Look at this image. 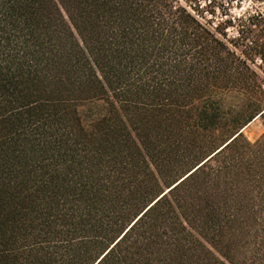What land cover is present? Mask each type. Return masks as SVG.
I'll list each match as a JSON object with an SVG mask.
<instances>
[{
	"label": "trees",
	"instance_id": "16d2710c",
	"mask_svg": "<svg viewBox=\"0 0 264 264\" xmlns=\"http://www.w3.org/2000/svg\"><path fill=\"white\" fill-rule=\"evenodd\" d=\"M221 36L177 0H0V264H264V39Z\"/></svg>",
	"mask_w": 264,
	"mask_h": 264
},
{
	"label": "rangeland",
	"instance_id": "374dc122",
	"mask_svg": "<svg viewBox=\"0 0 264 264\" xmlns=\"http://www.w3.org/2000/svg\"><path fill=\"white\" fill-rule=\"evenodd\" d=\"M202 24L213 30L219 37L225 34L242 49L249 40L264 39V0H177ZM261 69L264 64L255 63ZM260 72V70H259ZM264 132V120L257 118L244 128L243 133L250 141Z\"/></svg>",
	"mask_w": 264,
	"mask_h": 264
}]
</instances>
